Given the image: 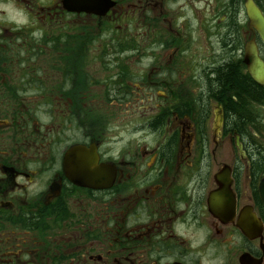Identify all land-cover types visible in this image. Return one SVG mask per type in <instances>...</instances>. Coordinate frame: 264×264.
<instances>
[{"label": "flooded vegetation", "instance_id": "flooded-vegetation-1", "mask_svg": "<svg viewBox=\"0 0 264 264\" xmlns=\"http://www.w3.org/2000/svg\"><path fill=\"white\" fill-rule=\"evenodd\" d=\"M246 1L0 0V264H264Z\"/></svg>", "mask_w": 264, "mask_h": 264}, {"label": "water", "instance_id": "water-1", "mask_svg": "<svg viewBox=\"0 0 264 264\" xmlns=\"http://www.w3.org/2000/svg\"><path fill=\"white\" fill-rule=\"evenodd\" d=\"M246 10L251 19V25L257 30L262 41L264 42V16L263 14L261 13L260 9L256 6V4L253 2V0L246 1ZM253 50H254L253 47L251 46L247 47V53L252 63L251 70L254 73L253 76L259 79L262 76H264V69H263L264 66H263L262 61L257 57V54ZM259 191L261 193V200L264 205V179L259 184ZM227 194H228V188L225 186V184L223 185L222 189H219L216 192L215 198L213 200V208L215 209L216 214H218L219 212L221 213V210H222L221 208H223V205L221 204V202L226 201ZM242 226H244V224H242Z\"/></svg>", "mask_w": 264, "mask_h": 264}, {"label": "trees", "instance_id": "trees-1", "mask_svg": "<svg viewBox=\"0 0 264 264\" xmlns=\"http://www.w3.org/2000/svg\"><path fill=\"white\" fill-rule=\"evenodd\" d=\"M219 79L222 85L228 82L236 83L237 85L245 84L244 81L240 80V77L237 75L236 70L232 67L223 68L219 74ZM252 93L256 92V89L250 87Z\"/></svg>", "mask_w": 264, "mask_h": 264}, {"label": "rangeland", "instance_id": "rangeland-1", "mask_svg": "<svg viewBox=\"0 0 264 264\" xmlns=\"http://www.w3.org/2000/svg\"><path fill=\"white\" fill-rule=\"evenodd\" d=\"M1 9L5 10L8 19H10V18L14 19V17L17 16V13L14 12V10L11 7H4V8H1ZM19 20L20 19H17V21H19ZM17 24H18V22L16 23V25ZM10 25L12 26V24H3V27L4 26H7L8 27Z\"/></svg>", "mask_w": 264, "mask_h": 264}]
</instances>
